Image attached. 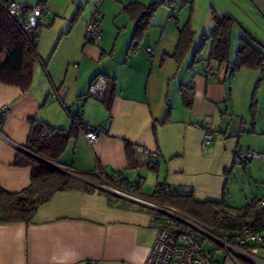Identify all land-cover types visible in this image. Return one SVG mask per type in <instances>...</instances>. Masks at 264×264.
Masks as SVG:
<instances>
[{
    "label": "crops",
    "instance_id": "0c3cea01",
    "mask_svg": "<svg viewBox=\"0 0 264 264\" xmlns=\"http://www.w3.org/2000/svg\"><path fill=\"white\" fill-rule=\"evenodd\" d=\"M13 1L30 7L43 5L51 17L49 26L39 32V62L30 89L23 92L0 83V188L15 194L31 185L32 168L15 162L20 152L26 154L32 121L69 131L75 129L70 115L82 109L83 122L102 132L99 142L90 145L78 131L59 158V168H72L94 190L58 192L38 209L32 222L0 225V264H146L157 236L154 213L159 212L121 196L151 203L160 184L173 190L192 188L195 198L224 202L233 213L254 200H264V160H254L242 169L234 164L238 148L264 153V81L257 95L258 113L255 118L251 114L261 74L242 70L227 79L226 67L217 72L206 71L205 64L193 65L204 37L213 31V14H230L237 22L231 64L242 30L264 46V0H179L175 19L170 17L167 0H101L95 2L102 32L96 44H88L85 38L92 15L79 14L89 0ZM134 2L145 7L159 4L138 38L134 36L136 23L124 12ZM106 20L122 32V43L109 46L101 28ZM188 20L195 38L179 66L170 56L179 29ZM149 48L155 51L153 59ZM209 52L208 42L199 58L206 59ZM99 75L116 80L109 111L102 101L80 100ZM190 82L195 97L187 109L181 86ZM54 93L70 111L52 98ZM3 108L8 111L2 115ZM206 131L214 134L208 145L204 144ZM128 144L133 165L128 160ZM139 147L145 152L139 153ZM108 176L121 183L113 179L111 186L106 184L103 177ZM206 243L209 251L214 250L216 264H254L238 253L229 255L218 244ZM260 256L264 257L263 249L257 258L264 262Z\"/></svg>",
    "mask_w": 264,
    "mask_h": 264
},
{
    "label": "trees",
    "instance_id": "16d2710c",
    "mask_svg": "<svg viewBox=\"0 0 264 264\" xmlns=\"http://www.w3.org/2000/svg\"><path fill=\"white\" fill-rule=\"evenodd\" d=\"M10 1L13 0H0V83L19 87L23 92H26L32 86L35 66L39 62L37 42L42 29L39 30L35 42H30L25 38L10 22L4 11ZM158 5L152 4L145 7L134 2L124 8L125 14L137 25L134 33L136 38L143 36ZM212 19L213 31L209 36L204 37L201 48L193 56V65L205 64L206 71L216 69L217 72L226 67L227 79L234 77L242 70L260 73L261 78L256 83L251 104V114L255 118L258 113L257 95L264 81V46L248 31L242 30L236 60L234 64H231L232 33L237 22L230 14H213ZM48 26L49 24L46 27ZM194 38L195 35L192 32L190 20H188L179 29L178 43L173 55L170 56L179 66L184 63L190 53ZM208 42L210 44L208 57L206 59L199 58ZM130 51L134 52L135 47H132ZM213 65L214 68H212ZM103 77L107 81V92L103 102L109 111L116 92V80L107 76ZM181 96L184 107L190 109L195 97L193 82L181 86ZM68 111L70 110L68 109ZM76 114L77 112L70 115L75 129L69 131L53 129L38 121L31 122V133L24 147L26 154L20 152L15 162L16 166L32 168L31 185L26 190L15 194L0 188V225L32 222L38 209L48 203L58 192L75 189L94 190L90 185L73 178L70 174H78L72 168L59 170L53 167H60L59 158L70 139L78 131L82 133L88 131L87 124L76 120ZM2 122L0 118V132ZM44 131H47V136L43 135ZM131 148V145L128 144V160L130 165H133L135 160ZM115 175L120 177L119 174L112 176ZM112 176H108L107 179L112 181L114 179ZM88 178L93 179L92 176H88ZM140 184L141 180L134 184L135 191H138ZM163 187L164 184L158 185L156 192L150 197L151 203L158 207L172 209L183 216L192 218L208 228L213 234L221 237L230 235L235 238L245 228H250L264 237V208L260 207V201L254 200L245 207L236 209L233 213L229 211L230 209L224 202L202 201L195 198L193 194H173L165 191ZM108 199L113 200L109 195ZM154 216L155 221H158L163 215L154 213ZM206 252L212 257L214 250Z\"/></svg>",
    "mask_w": 264,
    "mask_h": 264
},
{
    "label": "built area",
    "instance_id": "2783aa9c",
    "mask_svg": "<svg viewBox=\"0 0 264 264\" xmlns=\"http://www.w3.org/2000/svg\"><path fill=\"white\" fill-rule=\"evenodd\" d=\"M112 1L121 2L122 0ZM178 2L179 0H167V6L172 19H175L178 13ZM4 11L14 27L30 42L36 41L39 30L48 25L51 17L49 10L43 5L30 7L26 4L14 1L8 2ZM100 17V14H95L87 25L85 38L88 44H96L102 40ZM147 52L153 59L155 51L149 48ZM106 92L107 81L103 76H99L93 80L88 94L83 96L80 100L95 99L103 102ZM52 98L57 100L65 110H68L61 96L54 93ZM7 111V108H3L1 114L3 115ZM82 117L83 111L80 109L76 114V120L83 122ZM86 127L88 129V131L84 133L86 141L90 145L98 143L102 130ZM197 127L201 128V125H197ZM43 135L47 136V131H44ZM213 137V132L206 131L204 144H210ZM137 151L139 153L145 152V150L140 147L137 148ZM254 160H264V153L247 149H236L234 155L235 168L242 169ZM96 174L101 176L99 172H96ZM103 181L111 186V181L109 182L107 177H103ZM114 181L119 182V184L121 183V180L117 178H115ZM163 188L165 191L173 194H193L192 188L173 190L166 185H164ZM260 207L264 208V200L260 201ZM159 208L161 209L159 213L163 216L153 223V226L157 230V236L154 246L147 257L146 264H216L214 258L210 257L204 250L206 242L222 246L229 255L238 253L242 257L251 260L254 264L264 263L257 258L258 251L264 250V237L250 228H245L241 233L237 234L235 238L230 235L221 237L213 234L208 228L194 219L183 216L175 210L162 207ZM86 264L96 263L87 262Z\"/></svg>",
    "mask_w": 264,
    "mask_h": 264
},
{
    "label": "rangeland",
    "instance_id": "374dc122",
    "mask_svg": "<svg viewBox=\"0 0 264 264\" xmlns=\"http://www.w3.org/2000/svg\"><path fill=\"white\" fill-rule=\"evenodd\" d=\"M31 1L34 2V1H38V0H31ZM98 1H101V0H89L88 4L84 8L85 10L82 13L80 12L79 14H83L85 17H88V16L92 15L90 17V21H91L92 18H93V15H95L96 12H97V7H96V3L95 2H98ZM117 22H118V20H117ZM101 28L105 32V35L107 36L106 39H107V42L109 43V46H112L113 44H116L118 41H120L122 43V41H123V39H122L123 37L121 38V33L122 32H120L116 28V24L113 21L106 20ZM209 246H210L209 243H205L204 248L207 251H209ZM260 258L264 259V257H262V256H260Z\"/></svg>",
    "mask_w": 264,
    "mask_h": 264
},
{
    "label": "water",
    "instance_id": "95a60500",
    "mask_svg": "<svg viewBox=\"0 0 264 264\" xmlns=\"http://www.w3.org/2000/svg\"><path fill=\"white\" fill-rule=\"evenodd\" d=\"M53 166V165H52ZM53 167H55V168H57V169H59V170H62L61 168H59V167H57V166H53ZM72 177H74V178H76V179H78V180H80V181H83V182H86L85 180H83L81 177H79V176H77V175H74V174H70ZM87 183V182H86ZM113 193V192H112ZM113 194H115V195H117L118 196V194L117 193H113ZM119 196H121V194L119 195ZM121 197H124V198H129L130 200H132V201H134V202H137V203H139V204H142V205H145V206H147V207H149V208H151V209H153V210H156V211H158V212H160L161 211V209L158 207V206H156V205H154V204H151V203H148V202H146V201H143V200H139V199H134V198H132V197H125V196H121Z\"/></svg>",
    "mask_w": 264,
    "mask_h": 264
}]
</instances>
